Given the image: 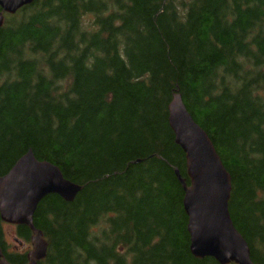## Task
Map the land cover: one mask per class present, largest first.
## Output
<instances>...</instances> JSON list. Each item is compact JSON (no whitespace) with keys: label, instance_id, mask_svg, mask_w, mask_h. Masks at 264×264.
<instances>
[{"label":"trees","instance_id":"16d2710c","mask_svg":"<svg viewBox=\"0 0 264 264\" xmlns=\"http://www.w3.org/2000/svg\"><path fill=\"white\" fill-rule=\"evenodd\" d=\"M175 95L230 176L251 263L264 264V0H34L4 16L0 178L31 152L81 189L38 205V264H217L189 251ZM0 251L27 264L1 222Z\"/></svg>","mask_w":264,"mask_h":264},{"label":"water","instance_id":"95a60500","mask_svg":"<svg viewBox=\"0 0 264 264\" xmlns=\"http://www.w3.org/2000/svg\"><path fill=\"white\" fill-rule=\"evenodd\" d=\"M34 0H0V29L4 16H14ZM168 125L175 144L185 157L189 186L176 173L184 193L189 251L195 260H214L217 264H252L250 251L231 221L228 203L231 179L210 139L188 114L180 96L168 106ZM80 187L66 181L60 171L38 162L31 152L22 157L7 175L0 178V221L26 228L31 233L27 264H38L47 254V243L33 224L38 205L56 196L71 204ZM0 264H8L0 251Z\"/></svg>","mask_w":264,"mask_h":264},{"label":"rangeland","instance_id":"374dc122","mask_svg":"<svg viewBox=\"0 0 264 264\" xmlns=\"http://www.w3.org/2000/svg\"><path fill=\"white\" fill-rule=\"evenodd\" d=\"M3 232L8 253L23 254L27 253L31 249L29 244L21 243V246H17L16 243H14V239H17L15 228L5 225L3 226Z\"/></svg>","mask_w":264,"mask_h":264}]
</instances>
